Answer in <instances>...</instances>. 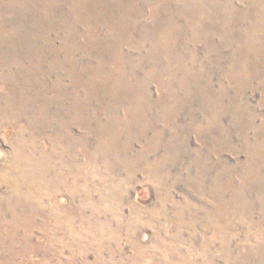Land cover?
<instances>
[{
  "label": "rangeland",
  "instance_id": "374dc122",
  "mask_svg": "<svg viewBox=\"0 0 264 264\" xmlns=\"http://www.w3.org/2000/svg\"><path fill=\"white\" fill-rule=\"evenodd\" d=\"M0 264H264V0H0Z\"/></svg>",
  "mask_w": 264,
  "mask_h": 264
},
{
  "label": "bare ground",
  "instance_id": "6f19581e",
  "mask_svg": "<svg viewBox=\"0 0 264 264\" xmlns=\"http://www.w3.org/2000/svg\"><path fill=\"white\" fill-rule=\"evenodd\" d=\"M0 155H1V152H0Z\"/></svg>",
  "mask_w": 264,
  "mask_h": 264
}]
</instances>
